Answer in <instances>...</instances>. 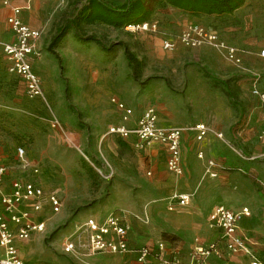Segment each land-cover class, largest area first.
<instances>
[{
  "label": "rangeland",
  "instance_id": "obj_1",
  "mask_svg": "<svg viewBox=\"0 0 264 264\" xmlns=\"http://www.w3.org/2000/svg\"><path fill=\"white\" fill-rule=\"evenodd\" d=\"M141 1L149 9L144 20L156 23V31L129 30L131 22H90L81 14L87 0H51V8L40 10L42 33L32 62L44 78L49 108L25 95L0 56V160L18 163L21 147L23 157L39 166L44 187L61 201L58 212L47 208L46 228L25 242L32 249L27 254L20 247L22 256L42 264H134L133 255L93 253L77 231L89 215L119 211L131 224L134 245L162 239L172 256L186 262L196 240L199 191L215 179L206 214L218 196L229 207L248 206L246 220L258 241L254 250L264 257V198L257 190L264 193V119L251 93L255 79L264 87V0H244L220 15L191 14L167 0ZM7 15L0 12V44L11 39ZM196 23L234 47L239 62L212 44L183 45L179 34ZM66 24L68 31L50 52L52 37ZM113 97L131 107L134 117L157 106L162 122L182 128L181 174L167 169L157 145L144 152L107 132L122 118ZM202 123L208 135L198 143L191 128ZM200 146L225 167L224 176H209L195 156ZM176 190L188 191L191 199L169 211ZM233 193L241 199H229ZM70 237L75 249L65 253L62 246Z\"/></svg>",
  "mask_w": 264,
  "mask_h": 264
},
{
  "label": "built area",
  "instance_id": "obj_2",
  "mask_svg": "<svg viewBox=\"0 0 264 264\" xmlns=\"http://www.w3.org/2000/svg\"><path fill=\"white\" fill-rule=\"evenodd\" d=\"M9 5V0L3 1ZM7 23L12 34V40L0 44V52L6 62L7 71L15 75L24 86L25 95L30 100L41 101L49 108L43 86L42 76L34 69L32 57L37 55L36 41L41 36V30L25 24L20 19L21 7L10 5ZM129 30L156 31V23L143 20L126 24ZM125 26V27H126ZM126 28V29H127ZM178 40L187 47H200L202 44H212L226 50L228 57L239 62L237 50L227 46L218 34L203 27L201 24H190L178 36ZM167 46L169 45L167 42ZM264 55V50L261 52ZM252 94L257 98L264 114V89L259 88L255 81L251 87ZM112 102L121 111V122L111 125L107 132L122 139L132 140L135 148H143L151 143L165 146L167 150V169L176 174L182 173L180 141L182 128L165 127L158 123V113L155 106L146 107L135 123L127 125L132 109L125 103L112 98ZM196 140L203 139L208 134L205 124H195L191 128ZM221 136V134H218ZM19 164L30 171L31 176H16L10 180V190L5 191L3 181L7 174V166L0 162V264H37L23 260L15 246V240H27L33 233L44 231L47 217L38 216L43 208V200L48 204L51 213H56L61 207L59 197L52 191L47 192L40 182V170L32 166L23 157V149L18 147ZM202 157V153H198ZM212 160L208 162L211 167ZM45 198V199H44ZM190 195L187 193L174 194L168 201L167 208L174 211L178 207L188 205ZM29 205L31 209H25ZM250 214L247 207L232 210L224 204H216L208 214V225L221 231V243L218 241L201 244L196 241L188 261L183 262L166 252L168 245L162 239L154 244L142 243L131 247L129 235L131 225L126 216L119 211H112L103 217L87 216L78 226L77 231L85 235L86 245L94 252H110L124 254L132 251L136 264H206L212 256H219L218 264H229L223 254H233L244 250L246 244L243 237L236 232L239 220ZM65 253L75 249V240L70 237L62 246ZM250 264H264L257 257H252Z\"/></svg>",
  "mask_w": 264,
  "mask_h": 264
},
{
  "label": "crops",
  "instance_id": "obj_3",
  "mask_svg": "<svg viewBox=\"0 0 264 264\" xmlns=\"http://www.w3.org/2000/svg\"><path fill=\"white\" fill-rule=\"evenodd\" d=\"M4 1V0H3ZM9 5H5L4 2V7H2L0 9V12L2 14H7L9 15L10 13V5H15V6H19L21 7V11H20V19L27 25L33 27V28H37V29H40L41 30V26L43 24V18L39 15V12L40 10L41 11H44V10H48L49 8H51V0H9ZM7 15V16H8ZM8 29H9V25H8ZM9 33L11 35V39L9 41L12 40V34H11V31L9 29ZM41 33H42V30H41ZM40 39V38H39ZM37 40L36 41V47H37V50H38V42L40 40ZM197 48V47H196ZM0 56L2 57L1 60H3L5 66L7 65L6 62L4 61V58H3V55L2 53L0 52ZM33 58L34 56L32 57L31 61H33ZM33 64V62H32ZM33 67H34V64H33ZM35 69V68H34ZM6 70H7V67H6ZM39 73V72H38ZM40 74V73H39ZM41 75V74H40ZM42 76V75H41ZM43 78V76H42ZM44 80V78H43ZM256 85L261 88V89H264V87H261L260 84H259V81L258 79H255L254 80ZM254 81L252 82V85L254 84ZM224 83V82H223ZM251 85V87H252ZM228 92V91H227ZM230 93V92H228ZM252 93V92H251ZM230 95V94H229ZM231 96V95H230ZM254 96V95H253ZM255 97V96H254ZM116 99H119L117 97H115ZM255 99L257 100V98L255 97ZM257 103L259 105V108L261 109V113L263 115V119H264V114H263V111H262V108L259 104V101L257 100ZM114 104V103H113ZM115 105V104H114ZM154 106V105H153ZM115 107L117 108V106L115 105ZM129 107V106H128ZM156 107V110H157V113H158V123L159 125H162V126H165V127H172V126H176V125H168L164 122H162L161 118H160V111L159 109ZM131 108V107H129ZM118 109V108H117ZM132 109V108H131ZM120 111V109H118ZM144 110V109H143ZM121 113V111H120ZM142 113V112H141ZM140 113V114H141ZM122 114V113H121ZM139 114V115H140ZM136 116L134 117V110L132 109V114L131 116L129 117L128 121H127V125L131 126L135 123L136 119L139 117ZM121 122V120L117 123H114L113 125H116V124H119ZM178 127V126H176ZM108 130V129H107ZM218 134H221L220 132ZM217 134V136H219ZM112 136H116V135H113V134H110ZM208 135V134H207ZM206 135V136H207ZM193 136H194V139L195 141L196 138H195V135H194V132H193ZM206 136L197 141L198 143H203V141L205 140ZM118 137V136H116ZM120 138V137H118ZM121 140L125 141L129 146L131 147H134L133 144H132V140L130 139H122L120 138ZM184 140V132H182V136H181V141H180V151H181V164L183 165V157H182V142ZM157 145L159 148H158V151H157V154L159 156H164L165 159H166V165H167V150L165 148V146L161 145V144H158V143H151L149 145H146L144 146L143 148H136L137 150H141V151H144V152H151V150L153 149V147ZM135 148V147H134ZM154 152V151H153ZM201 152L202 153V157H199L198 156V153ZM195 156H197V158L202 161L203 163V167L205 168V171L209 174V176L211 178H217L218 176H224L222 175L224 172H225V167H219L217 165V163L211 158V157H207V154L204 150V147L203 146H200L198 147L196 150H195ZM212 160L214 162V164L210 167L208 165V162ZM1 163L5 164L8 168L7 170V174L5 176V179L3 181V188L5 191H9L10 190V180L16 176H25V177H30L31 176V173L29 170L23 168L19 162L16 163H6V162H3L2 160H0ZM155 162V161H154ZM30 164L32 166H36L39 168L38 165H36L35 163H31ZM156 169L160 168L162 163L161 161L159 163H156ZM183 167V166H182ZM40 170V168H39ZM160 172L157 173L158 177H161L162 174H159ZM157 177V176H156ZM39 178H40V182L41 184L43 185L44 187V184H43V180H42V176L41 174L39 175ZM224 177H221L222 181L224 180L223 179ZM212 182L210 183V185H207L206 187L204 185H202L200 191H199V195H200V203H201V206L199 207V209L196 211V226H194L196 228V240L194 242V246L196 245V241L200 242L201 244H207V243H211V242H215V241H218L221 243V231L215 227L211 228L209 225H208V215L206 214V205H208V203L210 204L211 203V200H212V194H211V191L213 190V187H214V184L216 183V180L215 179H211ZM175 179L173 178H170V181H169V185H174L175 184ZM46 189L47 192H50L52 191L50 189V187H44ZM210 190V191H209ZM257 190H258V187H257ZM209 191V193L206 195L205 199L203 197L204 193ZM53 192V191H52ZM258 192L260 193V195L262 196V198H264V193L262 192V190L259 188ZM55 193V192H54ZM180 194V193H187L190 195V193L188 191H185V190H176L175 192H173L170 197H169V200L171 198L172 195L174 194ZM56 194V193H55ZM202 195V196H201ZM205 196V195H204ZM241 199V195L239 193H233L229 199H232V200H236V199ZM45 199V198H44ZM190 199H191V195H190ZM201 199H204V200H201ZM168 200V201H169ZM44 204H43V208L41 210V212L39 213L38 216L40 217H48V213H47V208L49 207L48 204L45 202V200H43ZM190 202V200H189ZM218 203H221V204H224L226 205L227 207L228 204L227 202L223 199L222 196H218L216 198V200L214 201L213 206H215L216 204ZM168 204V202H167ZM189 204V203H188ZM167 206V205H166ZM188 206V205H187ZM25 209H31V207L29 205H25L24 206ZM211 207V209H212ZM242 207H247L249 209L248 206H241L240 208L236 209L234 207H229L231 208L232 210H240ZM168 209V208H167ZM211 211V210H210ZM250 211V214L247 215V216H243L239 222H238V225H237V234L241 237H243V239L245 240V248L244 250L242 251H239V252H236V253H233V254H228L227 252H225L223 254V258L227 259L229 264H250V261L252 259V257H257V258H260L263 262H264V257H261L259 256L258 254L255 253V248H257V238H256V235L249 229L248 227V222H247V218L251 216V210L249 209ZM51 212V211H50ZM209 214V213H208ZM47 218V220H48ZM127 219V218H126ZM128 220V219H127ZM47 222V221H46ZM129 222V221H128ZM130 223V222H129ZM131 225V224H130ZM131 231H132V228H131ZM35 233H33L31 235V237L27 240H19V239H16L15 240V246L17 247L18 249V253L20 255V257L25 260L26 262L28 263H37V264H42L41 262L37 261V260H30V259H26L22 256V253L20 251V247H25V252L23 254H27V252L31 251V247L29 246V244H26L25 242L26 241H30L32 236L34 235ZM129 242H130V246L131 247H136L137 245L139 244H142V243H139L137 245H134V242H133V239H132V233L130 232V235H129ZM156 242V241H155ZM166 242V241H165ZM25 243V244H24ZM166 244L168 245V243L166 242ZM166 252H169V249L167 248ZM0 254H1V251H0ZM119 255H129V258H130V255L132 256L133 255V263L136 264L135 262V254L130 251V252H127V253H124V254H119ZM220 261V258L219 256H215V255H212L210 256L207 260H206V264H218Z\"/></svg>",
  "mask_w": 264,
  "mask_h": 264
},
{
  "label": "trees",
  "instance_id": "obj_4",
  "mask_svg": "<svg viewBox=\"0 0 264 264\" xmlns=\"http://www.w3.org/2000/svg\"><path fill=\"white\" fill-rule=\"evenodd\" d=\"M87 2L81 14L90 22L99 20L107 25L121 26L126 22H141L149 14V9L141 0H125L122 4H114L108 0H87ZM167 2L191 14L220 15L233 12L243 4L244 0H167ZM68 29L69 26L66 24L57 30L48 45L50 52L55 53L53 47Z\"/></svg>",
  "mask_w": 264,
  "mask_h": 264
},
{
  "label": "bare ground",
  "instance_id": "obj_5",
  "mask_svg": "<svg viewBox=\"0 0 264 264\" xmlns=\"http://www.w3.org/2000/svg\"><path fill=\"white\" fill-rule=\"evenodd\" d=\"M45 64H46V62H45Z\"/></svg>",
  "mask_w": 264,
  "mask_h": 264
}]
</instances>
